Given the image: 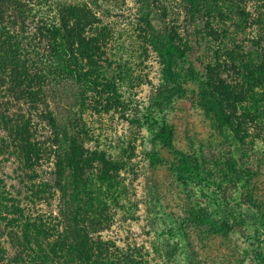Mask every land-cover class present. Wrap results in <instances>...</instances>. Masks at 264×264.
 I'll use <instances>...</instances> for the list:
<instances>
[{
    "label": "rangeland",
    "instance_id": "rangeland-1",
    "mask_svg": "<svg viewBox=\"0 0 264 264\" xmlns=\"http://www.w3.org/2000/svg\"><path fill=\"white\" fill-rule=\"evenodd\" d=\"M64 1L87 5L99 23L93 33L107 35L100 60L106 89L99 87L97 95L82 83L65 80L43 89L40 96L44 101L37 102L38 109L36 104L22 101L9 110L14 118L31 119L33 143L47 148L48 155L53 153L50 162L34 168L23 165V155H0V187L11 193L13 201H20L17 208L22 216H16L19 228L14 231L18 233L30 223L51 232L72 227L73 208L81 200L71 201L70 192L90 178L93 186L86 196L91 192L100 195L99 200L88 201L99 209L94 218L105 221L91 237L103 244V250L115 253L122 264H260L257 253L264 254V228L247 201L251 197L264 215V132L259 136L250 133L244 141L251 146H242L237 152L213 113L201 103L199 94L208 79L202 71L214 55L208 40L198 36L204 23L185 25L180 0ZM39 3L42 0L29 4L39 9ZM149 17L159 28L173 24L181 28V37L190 41L193 49L188 62L203 73L185 77L187 58L178 61L175 88L169 87L172 90L161 108L155 107L154 100L164 84V65L150 44L154 27L147 23ZM37 25V19L30 18L25 24L27 32L16 33L37 46L36 36L30 37ZM50 112L57 119L56 128L42 119L41 115ZM150 123L155 131L149 128ZM163 126L171 127L174 148L167 147L156 134ZM9 138L0 125V143L11 144ZM72 139L86 150L81 161L84 173L73 168L71 174L61 177L56 174L58 147L65 150ZM178 152L204 155L211 182L202 186L182 177ZM233 152L253 165L248 187H241L237 174L226 164ZM96 154L103 159L91 162ZM224 159L225 163L218 165ZM203 210H208L205 214L210 220ZM1 220L0 245L12 258L21 248L12 246L6 236L9 228Z\"/></svg>",
    "mask_w": 264,
    "mask_h": 264
},
{
    "label": "trees",
    "instance_id": "trees-1",
    "mask_svg": "<svg viewBox=\"0 0 264 264\" xmlns=\"http://www.w3.org/2000/svg\"><path fill=\"white\" fill-rule=\"evenodd\" d=\"M30 1L0 0V99L4 100L0 103V125L9 132L11 140V144L1 141L0 155L13 154L17 158L23 155L26 163L23 165L34 168L41 166L44 161L50 162L53 153L48 155L47 148L41 149L38 143H33L29 132L31 119L26 120L22 115L14 118L9 110L22 101L36 104L35 108L38 109L37 102L44 101L40 96L43 89L57 86L65 80L73 79L76 83H82V87L91 89V92L98 95L99 87L106 89L102 84L103 68L100 60L108 38L105 33H93L95 25L99 23L87 5L81 6L64 0H42L38 4L41 9L39 10L32 9ZM180 2L183 3L181 8L183 7L186 14L185 25L204 23L205 26L198 36L208 40L209 50L214 54V63L210 62L202 71H206L208 79L203 81L199 94L201 103L213 113L224 133L228 134V139L235 143L237 152L242 150V146L249 148L251 142L245 143L244 138L252 132L256 136L264 132V0ZM30 18L37 19L35 33L30 36H36L37 46L32 45L31 41L21 39L20 32L16 33L27 32L25 24ZM153 21L150 17L147 19L150 25ZM19 24L21 27L17 30ZM152 26L154 28L150 44L164 65V84L154 100L155 107L161 108L165 105L169 90L175 88V76L180 72L178 61H185L187 58L188 62L193 49L190 41L184 42L178 25L173 24L168 28ZM185 69V77L193 78L198 76L197 73L203 74L193 63L186 65ZM41 116L43 120H49L53 128L57 127V119L52 112ZM149 128L156 130L151 123ZM156 134L167 147H175L171 127L163 126ZM66 145L65 150L64 147H58L60 152L65 153L56 154L59 160L56 174L67 176L72 173L73 168H76V172L84 173V168L81 167L86 152L84 146L76 139L70 140L69 144L66 142ZM9 150H13L11 154ZM232 154L231 162L226 164L237 174L241 187H248L253 165L250 159L236 156L235 152ZM178 155V172L182 177L202 186L211 182L206 175L205 169L208 166L205 162L208 159L204 155L185 152H178ZM102 159L96 154L92 156L91 162H100ZM225 161L224 159L218 165L222 166ZM91 182L92 179H86L82 187H76L70 192L74 198L71 201H81L73 208V226L70 225L60 232H51L44 228L39 230L32 223L21 228L19 234L14 231L19 228L16 216H22L17 208L20 201H13L11 193L0 187V220L9 228L6 236L12 246L21 248L18 255L9 258L6 249L0 245V264H122L115 253H111L109 248L103 250V244L97 243L91 237V233L105 222L94 218L99 209L93 202L88 201L99 200L100 195L95 197L91 192L90 196H86ZM63 191L66 193L68 189ZM247 202L256 209L260 217L259 224L264 228V215L251 197ZM203 212L204 217L210 220L208 210ZM236 222L243 224L239 219ZM257 255L260 264H264V254L258 252ZM26 257L30 261L26 262Z\"/></svg>",
    "mask_w": 264,
    "mask_h": 264
}]
</instances>
